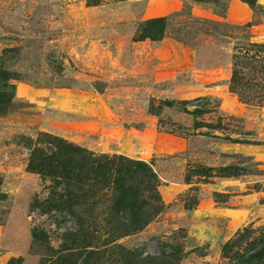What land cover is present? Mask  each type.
I'll return each mask as SVG.
<instances>
[{
    "label": "rangeland",
    "instance_id": "rangeland-1",
    "mask_svg": "<svg viewBox=\"0 0 264 264\" xmlns=\"http://www.w3.org/2000/svg\"><path fill=\"white\" fill-rule=\"evenodd\" d=\"M88 1L0 0V66L16 86L14 107L0 117V226L9 224L11 239L0 252L39 264L40 257L31 254L32 229L45 230L58 248L73 225L60 214L30 211L35 198L49 193V183L27 171L30 139L48 133L113 156L123 155L117 152L123 134L132 131L126 140L131 159L153 165L165 209L142 232L118 243L145 256L182 247L179 264H237L238 255L252 254L264 237V109L242 103L229 82L235 36L242 35L235 27L251 24V41L264 43V0L254 10L241 0ZM224 6L226 18L217 15ZM158 17L169 20L164 40L135 42L139 25ZM21 85L88 93L109 113L99 118L59 112L47 107L46 97H19ZM196 107L207 111L199 122L223 129L194 130L183 109ZM90 122L93 132L83 130ZM176 184L184 190L170 191ZM205 200L245 208L253 221L227 242L190 249L191 213ZM232 243L226 256L223 249Z\"/></svg>",
    "mask_w": 264,
    "mask_h": 264
},
{
    "label": "trees",
    "instance_id": "trees-1",
    "mask_svg": "<svg viewBox=\"0 0 264 264\" xmlns=\"http://www.w3.org/2000/svg\"><path fill=\"white\" fill-rule=\"evenodd\" d=\"M206 3L207 0H194ZM256 9L258 0H241ZM89 5H97L89 0ZM218 3V2H217ZM224 6L218 16L226 18ZM168 17L149 19L139 25L135 42H161L168 31ZM251 24L235 27L232 72L229 90L248 106L264 109V43L252 42L248 30ZM15 78L0 66V117L10 113L16 101ZM193 129L222 130L218 125L199 122L207 113L196 107L189 111ZM185 138L183 136H180ZM219 138V136H214ZM235 144L261 145L258 142L227 139ZM30 156L27 171L49 183L47 197L35 198L30 211L42 215L60 214L73 225L60 237L56 248L47 232L32 229L31 254L40 257L39 264H179L184 259L182 247L159 255L126 248L119 240L142 232L164 211L159 192L161 180L151 163L124 155L98 154L73 142L48 133H40L27 145ZM100 232H105L103 239ZM246 232V231H245ZM234 244H227L226 256ZM239 254L237 264H264V237L251 252ZM7 264H25L22 257L11 258Z\"/></svg>",
    "mask_w": 264,
    "mask_h": 264
},
{
    "label": "crops",
    "instance_id": "crops-1",
    "mask_svg": "<svg viewBox=\"0 0 264 264\" xmlns=\"http://www.w3.org/2000/svg\"><path fill=\"white\" fill-rule=\"evenodd\" d=\"M235 8L236 5L231 4L229 9L230 17L233 16ZM18 94L19 97L30 100L46 97L47 107L63 113H72L84 117L97 116L99 118H106L104 115H108L109 113V110H106L105 104L95 103L90 94L69 89L44 90L32 89L25 85H21L18 86ZM93 123L83 124L82 129L87 131L91 130V132H93ZM123 135L125 136V141L121 145V150L117 152L133 158L131 148L126 142V140H132L133 132L128 131V133H124ZM143 138L146 141V135L143 136ZM169 189L172 192L175 191L180 193L184 190V185L176 184L173 187L170 186ZM252 221L253 220H250L248 210L245 208L221 206L211 200L201 201L191 213L187 246L190 247V249H195L206 244L215 247L230 240L240 228ZM9 231V224L5 227L0 226L1 250L5 249L7 243L11 240ZM15 248L16 247L13 249ZM17 257L19 256L1 251L0 264H7L11 258Z\"/></svg>",
    "mask_w": 264,
    "mask_h": 264
}]
</instances>
